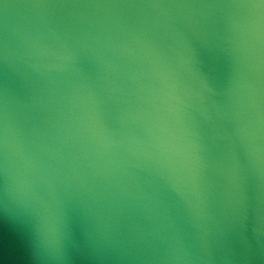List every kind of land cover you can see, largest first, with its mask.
Wrapping results in <instances>:
<instances>
[{"label": "clouds", "instance_id": "clouds-1", "mask_svg": "<svg viewBox=\"0 0 264 264\" xmlns=\"http://www.w3.org/2000/svg\"><path fill=\"white\" fill-rule=\"evenodd\" d=\"M0 264H264V0H0Z\"/></svg>", "mask_w": 264, "mask_h": 264}]
</instances>
